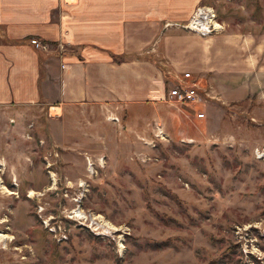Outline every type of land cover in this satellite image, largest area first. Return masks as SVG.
<instances>
[{"label":"rangeland","instance_id":"rangeland-1","mask_svg":"<svg viewBox=\"0 0 264 264\" xmlns=\"http://www.w3.org/2000/svg\"><path fill=\"white\" fill-rule=\"evenodd\" d=\"M202 1L220 32L163 31L200 103L166 102L172 114L146 127L131 111L118 121L109 113L115 128L100 126L99 142L70 152L75 159L43 137L39 111L17 118L0 106V264H264L253 227L264 223V159L253 153L264 146V0ZM77 206L125 229L120 246L64 217ZM238 228L257 235L260 255Z\"/></svg>","mask_w":264,"mask_h":264},{"label":"crops","instance_id":"crops-1","mask_svg":"<svg viewBox=\"0 0 264 264\" xmlns=\"http://www.w3.org/2000/svg\"><path fill=\"white\" fill-rule=\"evenodd\" d=\"M202 3L0 0V106L14 108L17 118L39 111L43 137L66 159L93 149L100 126L115 128L109 113L131 111L144 127L162 121L164 112L172 114V82L183 79L164 26L184 24ZM30 38L48 49H36Z\"/></svg>","mask_w":264,"mask_h":264},{"label":"built area","instance_id":"built-area-1","mask_svg":"<svg viewBox=\"0 0 264 264\" xmlns=\"http://www.w3.org/2000/svg\"><path fill=\"white\" fill-rule=\"evenodd\" d=\"M171 24H166L165 27ZM177 27H182L185 30L194 32L200 36H208L214 33H218L223 29V23L217 20V15L215 10L210 5H198L196 6L189 19L184 24H175ZM31 44L35 48L47 49V45L39 42L36 38L30 40ZM191 77L190 72L183 73V79L179 84H175L169 90V97L171 100L177 103H189L195 104L201 102V95L195 84L190 83L188 85L183 84V82ZM198 117H203V113H198ZM113 120L118 121L117 117H114ZM154 137L160 139L165 138V132L160 124L156 125ZM254 156L256 159H264V146L255 148L253 150ZM78 212H75V210ZM68 220L76 221L80 225L86 227L88 231L96 236H106L116 240L118 247L119 242H121L120 235L125 234V229H121L113 225L109 220H106L102 215L92 212L85 211L79 206L72 208L69 212H66L64 215ZM51 218L43 220V223L49 232L59 233V239H66L65 229L57 224L50 222ZM257 229L259 235L264 236V223L260 225L253 226ZM58 231V232H57ZM63 231V232H62ZM237 234L244 242V246L249 254L260 255V251L255 244L258 240L257 235L254 238H249L247 236V229L238 228L235 230Z\"/></svg>","mask_w":264,"mask_h":264},{"label":"bare ground","instance_id":"bare-ground-1","mask_svg":"<svg viewBox=\"0 0 264 264\" xmlns=\"http://www.w3.org/2000/svg\"><path fill=\"white\" fill-rule=\"evenodd\" d=\"M89 165H90V167L92 168V163L91 162H89ZM82 185V184H81ZM4 237V235L3 234H0V238H3Z\"/></svg>","mask_w":264,"mask_h":264}]
</instances>
